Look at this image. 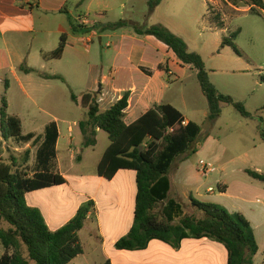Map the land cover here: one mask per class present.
Returning <instances> with one entry per match:
<instances>
[{
    "label": "crops",
    "instance_id": "0c3cea01",
    "mask_svg": "<svg viewBox=\"0 0 264 264\" xmlns=\"http://www.w3.org/2000/svg\"><path fill=\"white\" fill-rule=\"evenodd\" d=\"M81 1L0 0V83L4 84L8 92L12 88V83L8 79L11 73L19 80L22 91L28 97L32 93L29 87L34 86L33 74L43 82L58 79L50 77H61L65 81V78L58 72H54L51 67L61 62L67 54H75L81 63L84 60L90 62V78L82 96L86 93L96 95L100 109L106 111L128 92L130 98L125 121L131 124L155 105H160L150 98L149 93L152 90L159 91L160 87L170 89V84L166 81L155 84L154 75L160 71H167L163 65L169 62L171 51L166 45V52L160 50L161 48L152 41L154 37L139 36L129 28L104 32L101 30L103 25L120 20L138 22L132 18L140 13V9L145 4L147 5V0H86L80 5ZM213 1H216V6L219 4V0H207V2ZM225 2L228 3L229 10L232 12V15L229 14L230 20L225 18L226 15L220 5L214 17L206 19V22L215 30L218 26L223 28L227 23L247 18L252 14L264 17V7L259 8L249 0H239L235 3L225 0ZM159 7L152 16L157 13ZM70 15L76 24L88 27L97 25V28L86 34H74ZM228 27L221 31L228 30L229 35L239 31L235 41H239L247 29L240 26L232 32ZM255 31L257 32V28L253 29L254 33ZM63 35H66L67 40L62 57L60 59L45 58V55L58 48ZM105 39H107L106 42ZM149 53L152 58L148 57ZM81 55L85 57L84 60L81 59ZM168 73L169 79H173L174 73L171 67ZM23 80L28 81V84ZM77 97L81 101V97ZM143 104L146 106L145 111L135 116ZM172 106L177 108L175 105ZM24 112L28 121L27 131L24 118L17 116L22 121L23 135L32 133L35 138L43 137L47 125L56 122L59 138L54 172L66 179L63 185L28 193V204L38 208L49 228L55 231L73 219L81 207L90 202L93 203L92 212L85 221L84 228L79 232L83 253L69 264H106L107 262L110 264H228L229 252L226 246L209 237H186L181 240L178 247L155 239L150 241L148 247L143 250H118L115 247L116 243L129 233L134 224L137 196L136 172L120 170L112 180L99 176L98 165L110 145L107 133L98 129L96 144L86 147L81 123H60L57 118L49 123H39L30 116L28 108ZM12 116L16 115L12 114ZM0 117V146L4 148L5 145L7 147L8 140L3 136L1 112ZM184 117L185 123L192 121L187 116L184 115ZM88 133H90L89 129ZM27 145L32 149L31 143ZM35 148L37 151L38 147ZM98 150L100 155L95 158L96 169L93 171L83 169L86 155L99 152ZM33 152L34 149H32V155ZM0 159L8 160L1 149ZM72 162H77V165L72 166ZM170 182L169 199L182 207V212H179L181 215H186L183 203L172 196L175 187L171 179ZM221 183L223 182L218 184ZM189 191L192 192L189 186L181 184L179 197L192 199L193 194H188ZM226 193L220 192V195L224 196ZM196 195L201 196L200 193ZM260 205L264 208L263 202H260ZM165 206L166 203H162L155 211L161 219ZM231 211L242 213L250 221L260 248L253 258V263L264 264V217H255L252 210L249 212L250 216L240 207ZM178 221L177 219L174 223L177 224ZM8 227L7 224L3 228ZM4 253L5 249L0 243V259Z\"/></svg>",
    "mask_w": 264,
    "mask_h": 264
},
{
    "label": "trees",
    "instance_id": "16d2710c",
    "mask_svg": "<svg viewBox=\"0 0 264 264\" xmlns=\"http://www.w3.org/2000/svg\"><path fill=\"white\" fill-rule=\"evenodd\" d=\"M85 1L82 0L80 5ZM229 1L235 3L237 0ZM249 1L259 8L264 7L263 0ZM162 2L147 0L146 18H150ZM69 19L74 34H86L97 28V25L88 27L76 24L71 15ZM123 28H129L139 36L156 38L175 54L182 65L196 70L201 91L209 105L208 120L215 122L225 104L233 106L244 118L251 116L242 103L220 93L210 80L203 58L191 52L186 42L171 30L163 25L148 27L145 23L131 20L103 25L101 30ZM238 35L239 31L231 33L223 39L222 47H232L240 54L235 46ZM66 40V35H63L58 48L44 57L60 59L66 48ZM129 98L127 92L109 110L102 111L96 95L86 93L81 101L74 93L71 95L75 104L88 109L86 120L80 122L85 146L96 144L98 129L108 134L110 145L98 165V175L112 180L120 170L136 172L134 224L115 247L118 250H143L155 239L178 247L186 237H209L226 246L228 264H254L253 258L260 248L255 230L246 216L240 212H230L218 204L195 200L192 204L202 217L181 215L182 207L169 199L171 182L168 175L171 168L182 155L190 151L196 153L197 148H192L201 135L202 127L194 121L185 123L184 115L171 104L155 105L136 121L127 124L125 116ZM0 112L6 119V125L2 126L4 138H14L18 143H31L38 147L32 166L30 150L25 152L22 163L17 157L0 159V219L9 225L8 228L0 227V243L5 249L0 264H30V261L35 264H69L83 253L79 232L92 212L93 203L81 207L66 225L52 231L42 212L28 204L27 194L66 183L62 175L54 172L59 138L56 122L47 125L43 137L35 138L32 133L23 135L22 121L8 114V102L4 97ZM261 138L264 141L263 130ZM245 172L253 180L264 184V171L246 169ZM218 188L220 192L227 190L225 183L219 184ZM162 203H166V206L161 219L155 211ZM177 219L179 221L175 224Z\"/></svg>",
    "mask_w": 264,
    "mask_h": 264
},
{
    "label": "rangeland",
    "instance_id": "374dc122",
    "mask_svg": "<svg viewBox=\"0 0 264 264\" xmlns=\"http://www.w3.org/2000/svg\"><path fill=\"white\" fill-rule=\"evenodd\" d=\"M218 2L216 6V1L163 0L157 13L151 18L145 17L148 11L145 4L140 13L135 14L132 19L145 23L148 27L164 25L168 29L171 28L186 42L191 52L203 58L211 81L220 93L242 103L251 114L249 118H244L233 106L225 104L222 106L221 116L215 122L208 120L209 105L201 91L196 70L183 66L175 54L169 52L170 63L166 62L163 65L167 71L156 73L154 79L155 84L166 81L170 84V89L160 87L159 91L152 90L149 96L159 104L175 105L185 116L202 127L201 135L192 148H197L196 153L190 151L182 155L171 168L168 176L175 187L172 196L183 203L186 215L197 218L202 216L193 207V200L218 204L230 212H233L231 209L239 207L247 214L252 210L255 217L262 218L264 208L260 202L264 203V184L253 180L245 171L264 170V141L261 138V131H264V17L252 14L231 23L226 21V26L223 28L218 26L215 30L206 19L214 17L219 5L223 8L225 18L229 19V14L232 15L225 0ZM227 26L232 32L240 26L247 28L239 41H235L240 54L232 47H222V40L228 37L229 33L228 30L223 32L221 29ZM255 28L256 33L253 32ZM152 41L161 48L160 50L167 51L162 42L155 38H152ZM76 57L75 54H67L61 62L51 67L54 72L61 74L65 81L57 79L43 82L33 74L34 86L29 87L32 93L28 97L22 91L19 80L9 73L8 79L12 83V88L7 92L4 84L0 83V109L4 97L8 102V114L24 118L26 131L28 123L24 112L26 108L30 110V116L39 123H49L56 118L60 123H80L86 120L88 109L77 106L71 95L75 93L79 97L82 96L90 78V62L85 61V57L82 56L81 59L84 61L81 63ZM148 57L152 58L150 53ZM169 67L174 73L171 80ZM23 82L28 84L26 80ZM145 109V104L141 105L135 116H139ZM2 123L6 125L5 118L2 119ZM7 140V147L0 146L1 152H5L6 159L17 157L22 163L25 152L30 150L32 166L36 146L32 147L34 149L32 155L29 145L18 143L14 138ZM98 151L86 155L83 169L86 171L96 169L95 158L100 155V150ZM201 160L213 163L217 171L205 177L199 169ZM76 161L79 162L78 159ZM74 165H77V162H72V166ZM221 181L228 187L224 196L220 195L218 188ZM181 184L192 189L188 194H193V200L179 197ZM209 188H213L212 194L208 192ZM198 193L201 196L196 195ZM253 222L255 224V221ZM0 225L7 226L2 221ZM30 263L35 264L33 261Z\"/></svg>",
    "mask_w": 264,
    "mask_h": 264
},
{
    "label": "built area",
    "instance_id": "2783aa9c",
    "mask_svg": "<svg viewBox=\"0 0 264 264\" xmlns=\"http://www.w3.org/2000/svg\"><path fill=\"white\" fill-rule=\"evenodd\" d=\"M86 23V20H85ZM199 169L200 172L205 176L208 177L210 176L212 173H215L217 171V168L215 167V165L209 161L206 160H201L199 162ZM210 193H213L214 190L213 188H209L208 190Z\"/></svg>",
    "mask_w": 264,
    "mask_h": 264
}]
</instances>
